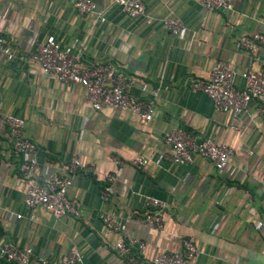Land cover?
<instances>
[{"label": "crops", "instance_id": "1", "mask_svg": "<svg viewBox=\"0 0 264 264\" xmlns=\"http://www.w3.org/2000/svg\"><path fill=\"white\" fill-rule=\"evenodd\" d=\"M74 1L0 0V35L18 55L10 62L0 54V247L30 249L28 264H61L73 247L84 264H123L115 250L120 232L102 219L108 213L126 223L128 237L144 243L141 264L162 252L181 253L186 237L198 248L192 264H264V226L257 228L264 222V117L255 100L241 113L222 111L190 86L193 78L207 79L218 62L264 75V47L251 53L238 43L242 35L264 31V0H232L231 11H208L200 0H143L147 15L139 17L116 0H93L95 11L84 14ZM171 17L184 22L181 34L163 27ZM51 35L80 49L83 65L113 64L129 78L130 95L154 101L153 119L144 124L110 106L93 110L83 85L46 75L29 55ZM236 84L242 88L243 77ZM6 115L26 121L37 145L38 181L80 158L83 167L68 193L79 216L25 205L24 155L14 147ZM175 127L232 147L229 167L220 171L199 155L187 165L173 163L165 134ZM139 156L149 164L130 163ZM90 165L93 171L86 170ZM109 172L116 178L104 200ZM147 196L166 204L163 229L139 221Z\"/></svg>", "mask_w": 264, "mask_h": 264}, {"label": "built area", "instance_id": "2", "mask_svg": "<svg viewBox=\"0 0 264 264\" xmlns=\"http://www.w3.org/2000/svg\"><path fill=\"white\" fill-rule=\"evenodd\" d=\"M123 12L139 17L147 15L143 0H116ZM200 3L208 11H231L232 0H200ZM74 6L80 13H91L96 9L93 0H75ZM104 20L102 13L99 15ZM1 17V16H0ZM163 27L174 35L181 34L185 24L180 17L166 18ZM239 45L251 53H255L259 46L264 47V31H256L250 35H242ZM0 54L5 55L10 62H15L18 55L14 52L6 37L0 35ZM30 59L37 61L43 72L56 78L62 83H77L85 87L90 106L93 110H99L103 106H110L136 114L140 121L147 124L154 116V101L140 100L129 94L130 80L124 74L118 72L111 63L83 65L80 63L81 50L74 46L63 45L55 36H48L45 40L36 42L29 55ZM244 79L242 88L236 84L237 76ZM190 86L194 90L203 91L213 101L214 106L222 111L241 113L253 100L257 102L256 111L264 117V75L258 71L247 68L236 70L221 62L211 69L207 79L193 78ZM5 121L10 129V135L16 151L24 155V161L20 166V172L26 181L24 203L33 208L42 206L55 216L80 215L78 203L70 198L69 188L75 175L82 169L83 164L77 155H74L66 165L63 173H52L38 181L35 170L38 165L37 145L31 140L25 130L24 118L6 115ZM165 141L172 147L170 160L179 165H187L193 162L196 155L211 159L220 171H224L230 165L234 155V149L224 143H218L212 139L198 140L182 127H175L165 134ZM145 157H135L130 163L137 168L149 164ZM94 166L86 167L87 171H93ZM116 175L109 172L105 176L106 187L102 190V198L108 200L113 192V182ZM147 211L139 217L142 225L152 229H163L164 211L166 204L159 198L145 197ZM21 217V215H18ZM104 223L110 228L120 232V238L115 244L117 254L124 261L123 264H141V254L145 245L128 237L126 223L117 221L113 215L102 214ZM264 222L257 223V228H262ZM138 247L135 254L134 247ZM198 255V248L193 237L183 239V251L162 252L153 260L152 264H192V260ZM31 261V250H21L12 243H4L0 247V264H28ZM48 264V260L43 261ZM61 264H84L83 256L77 247H73L68 254L61 257Z\"/></svg>", "mask_w": 264, "mask_h": 264}]
</instances>
